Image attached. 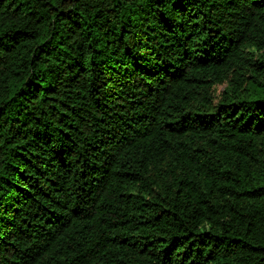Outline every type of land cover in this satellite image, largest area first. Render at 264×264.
<instances>
[{"label": "trees", "instance_id": "1", "mask_svg": "<svg viewBox=\"0 0 264 264\" xmlns=\"http://www.w3.org/2000/svg\"><path fill=\"white\" fill-rule=\"evenodd\" d=\"M0 264H264V0H0Z\"/></svg>", "mask_w": 264, "mask_h": 264}, {"label": "rangeland", "instance_id": "2", "mask_svg": "<svg viewBox=\"0 0 264 264\" xmlns=\"http://www.w3.org/2000/svg\"><path fill=\"white\" fill-rule=\"evenodd\" d=\"M223 86H224V85H218V86H216V87L214 88V92H215L216 95L219 94V93L221 92V90L223 89Z\"/></svg>", "mask_w": 264, "mask_h": 264}]
</instances>
